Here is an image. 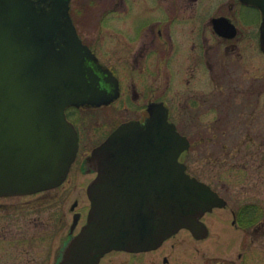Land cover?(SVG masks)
Masks as SVG:
<instances>
[{
  "label": "water",
  "instance_id": "water-1",
  "mask_svg": "<svg viewBox=\"0 0 264 264\" xmlns=\"http://www.w3.org/2000/svg\"><path fill=\"white\" fill-rule=\"evenodd\" d=\"M70 0H0V196L34 193L61 184L78 148L68 106L107 104L117 80L95 71V56L78 37ZM260 10L264 0H240ZM231 36L234 25L213 19ZM222 33V32H220ZM112 83L111 89L101 82ZM143 119L119 124L89 160L96 175L86 188L90 208L80 232L62 250V264H95L112 248L158 246L181 228L196 238L201 220L226 200L187 172L190 147L163 101L150 102Z\"/></svg>",
  "mask_w": 264,
  "mask_h": 264
},
{
  "label": "rangeland",
  "instance_id": "rangeland-1",
  "mask_svg": "<svg viewBox=\"0 0 264 264\" xmlns=\"http://www.w3.org/2000/svg\"><path fill=\"white\" fill-rule=\"evenodd\" d=\"M118 1L69 2V13L79 31L93 39L100 35L98 55L114 67L120 59L130 58V51L139 44L123 37L120 44L117 17L124 11L125 25L129 27L132 13ZM124 1L126 4L141 0ZM237 6L231 13L241 33L239 38L223 41L208 35L209 27L206 30L209 39L204 41V49L210 62L196 68L192 56L195 50L191 48L195 42L178 36L174 46L185 48L188 59L182 68L174 66L170 86L166 83V71H156L155 78L147 80V85L158 86L153 92H148L145 85L131 88L132 74L123 73L127 75L129 88L123 87L119 99L117 96L109 106L79 110L82 135L79 153L82 156L113 123L129 116L130 110L142 104L143 98L149 96L169 102L173 120L191 141L185 157L188 172L209 183L227 200L225 207L204 215L209 230L206 238L196 240L188 231L180 230L168 240L182 242L178 250L184 251L180 258L187 264H200L202 259L208 263L211 258L223 262L233 260L235 264H264V54L254 37L259 24L255 22L257 12L248 7L240 10ZM102 16L110 25L100 26ZM190 21L189 17L187 23ZM186 28L179 33H185ZM135 91L140 97H134ZM127 94L133 98L131 105L124 101ZM81 121L87 125L83 126ZM92 176L93 173H83L75 164L58 187L33 194L1 196L0 264H41L50 240L46 235L52 232L54 224L53 215H60L62 226L67 224L72 201L87 200L86 186ZM247 203L260 208L263 217L244 233L230 225L229 210ZM55 210L58 212L53 214ZM64 233L65 228H55L53 239L58 240ZM43 264H50V260Z\"/></svg>",
  "mask_w": 264,
  "mask_h": 264
},
{
  "label": "flooded vegetation",
  "instance_id": "flooded-vegetation-1",
  "mask_svg": "<svg viewBox=\"0 0 264 264\" xmlns=\"http://www.w3.org/2000/svg\"><path fill=\"white\" fill-rule=\"evenodd\" d=\"M119 1H118L119 4H121L123 7H127L132 13L131 14L132 19L129 25L131 29L129 31L126 30V28L129 29V27H126L125 25V19H126L124 18L125 12L123 11L122 12L123 14L122 15L120 14L117 17L119 26L117 24L116 32L117 34L121 35L119 39L120 44L122 43V40L125 38L131 42L139 41V44L136 46L135 49H132L130 51L131 59L128 57L126 59L124 58L120 59L119 63L117 64V67H114L110 64H106L99 57L98 44L99 43L101 44L100 35L98 36L96 35V38L94 39L89 38L79 31V29L77 28L74 22L76 31L79 37L81 38L82 42L88 46V48L95 56L94 61H87V63L94 66L96 72H98L99 70L107 69L111 72L113 76H115V79L117 80L118 99L122 94L123 87L129 88L128 87L129 85L127 84V80H128L126 77L127 75L124 76L123 73L132 74L131 80L129 81L131 88L133 89L140 88V86L145 85V87H147L148 92H153L158 86L153 84L147 85V80L152 78V76L153 78H155L154 73L156 71L157 72L166 71L167 72L166 83L167 86H170L171 72L172 70H174V66H178L182 68V66L185 65L186 60L188 59L185 53L186 51L185 48H180L181 47L180 45H178V47L174 46V42L176 39H178V36H183L182 39L184 41L192 40L195 42V44L191 47L192 49L195 50V53L194 55H192L191 53V55L193 56L194 64L196 68L197 65L202 66L203 63L206 64L208 61L210 62L209 59H206L207 51L204 49V41H207L209 39L208 35L210 36L214 35L213 37H216V39L223 41H231L232 39L239 38L241 35L237 26V22L234 21L233 14L231 13V11L235 10L236 5H238L237 7L240 10L242 7H248L254 9L257 12L258 16L255 22L258 21L259 24H258L257 34L255 33L254 37H257L259 41V26L262 21L260 11L256 7L242 3L240 0H216V1L141 0L138 2L132 1L133 3L126 2V4L124 0H119ZM134 8H136L137 10L134 11ZM141 9L144 11L147 10L149 13H147V15L144 13L142 14L140 11ZM189 17L191 21L187 23ZM217 17H225L234 25V32L231 36L228 35L225 26L222 25L219 26V30L222 33H220L218 30L215 29L213 19ZM242 17L243 16L241 12V18ZM242 19L244 20V18ZM251 22H249V24H251ZM101 25L102 26L110 25L108 22H106V19L103 16L100 19V26ZM184 27H187L184 30L185 33H179V31ZM208 27L210 34L208 33L207 35L206 30ZM176 29H178V33L176 32L177 31ZM260 52L263 51L260 50ZM157 57H162V59L159 60ZM156 59H158V61H156ZM161 62H163V65H159V63ZM212 65H214V62L212 63ZM162 66L165 70L162 69ZM179 70H177V72H179ZM136 74H139V77H135ZM125 77L127 80L125 79ZM100 82L102 87L111 89L112 83L110 82L106 83L103 81ZM134 97H140V94L135 91ZM132 99L133 98L130 97L129 94H127V96L124 98V101H126L128 105H131L132 103H134L132 102L133 101ZM143 99L144 101L142 104H137V106L133 111L129 109L130 110L129 116L124 117L120 121L113 123L110 129H108L106 132H104V134H102L103 135L102 138L98 142L93 144L91 148L87 152H85V154H83L82 156L79 153L81 147V139H82L81 125H80L81 116L79 114V110H85V109L87 110V107L99 108V107H103V105L100 106L83 105L80 107H74V106L68 107L66 109L67 117L75 125L78 132V149L75 159L70 165L69 172L75 164H78V168L83 173H87V172L93 173V176L88 181L89 183L96 174L93 169V163L89 160V156L92 150L97 145H99L103 140H105L106 137L109 135V133L122 122L131 119H138V120L143 119L147 115L146 109L148 103L150 102L163 101L169 107L170 119L174 121L172 118L173 109L166 99L150 98L149 96ZM216 101L218 100L216 99ZM113 102L114 101H112L111 103ZM111 103L105 106H109L111 105ZM81 123H83V126L87 125L85 121L84 122L81 121ZM177 129L181 134L186 135L185 133L182 132V130L179 129L178 126ZM250 204L256 206L253 203H247L235 209L232 208L229 210V214H230L229 222L231 226L233 225L234 227L240 228L243 232L244 231L247 232L252 227H254L258 222L261 221L263 217V212L260 208L258 207L254 209L252 208L253 214L251 213L250 209L247 208L243 209L244 206ZM89 206L90 203L88 198L87 200H82L81 202H79L77 199H74L68 208V211L71 213L70 221H68L67 224H65L66 223L65 221H67L65 220L63 226L62 224L59 223L61 222L60 215H58V213L55 214L56 212H58L57 210H55V212L53 213L55 215H53V219H52V222H54V224H53L52 232H50L52 236L50 233L46 235V237L50 238V240L48 242L46 254L40 260L41 264L48 262L49 260H50V264H62L61 263L62 250L64 249V247H66V245L70 242V240L73 239L82 229L83 225L86 222ZM203 217L202 220L206 224ZM55 228H57V230L60 228L61 230L65 228V233L63 237L58 238V240L56 239L57 241L53 239L56 237V234H53V230ZM181 230H186V229H181ZM179 231L166 238L156 247L142 249V250H132L127 248H112L108 251H105L99 257V259L95 264H187L183 262L180 258L181 253L184 251L178 250L182 242L179 240L168 241L171 237L175 236ZM196 240H201V239H196ZM184 244L185 243H183V245ZM200 262H201L200 264H235L233 260L232 261L227 260L226 262H223L220 261L219 259H212V258L209 260L208 263H205L203 259ZM190 264H195V263L190 262Z\"/></svg>",
  "mask_w": 264,
  "mask_h": 264
},
{
  "label": "trees",
  "instance_id": "trees-1",
  "mask_svg": "<svg viewBox=\"0 0 264 264\" xmlns=\"http://www.w3.org/2000/svg\"><path fill=\"white\" fill-rule=\"evenodd\" d=\"M246 208H247V209H250V210H251V213L253 214V212H252V208L254 209V208H256V206L250 204V205H246V206L243 207V209H246Z\"/></svg>",
  "mask_w": 264,
  "mask_h": 264
}]
</instances>
